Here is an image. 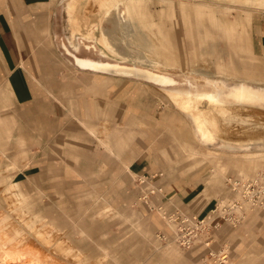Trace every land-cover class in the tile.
<instances>
[{
	"label": "rangeland",
	"instance_id": "rangeland-1",
	"mask_svg": "<svg viewBox=\"0 0 264 264\" xmlns=\"http://www.w3.org/2000/svg\"><path fill=\"white\" fill-rule=\"evenodd\" d=\"M47 1L40 7L43 13L28 20H32L34 34L49 46L46 60L50 71L91 73L97 78L111 75L80 67L75 54L168 74L175 85L120 75L115 78L138 89L139 99L148 104L155 101L161 112H169L167 120L176 128L170 137L178 163L192 164L195 172L210 171L201 182L220 187L221 193L227 192L230 178H250L264 166V106L212 103L197 95L222 91L225 85L264 86V80H257L263 72L250 49L251 27L257 16L264 14V0H119L107 16L99 13L96 0H87L86 9L78 13L80 30H75L68 15L71 0ZM93 24L97 25L95 32L87 38ZM0 97L6 99L4 94ZM180 97L191 99L192 108L179 101ZM195 114L205 119L204 126L213 136L202 135ZM10 140V125L0 114V264L264 261V234L260 232L250 239L233 234L223 261L211 256L201 260L173 237L160 235L162 229L166 234L169 231L165 225L156 228L149 209L142 212L118 206L121 202L112 201L109 194L86 192L82 187L59 191L63 185L55 181L43 183L42 176L26 177V167L33 163L26 152H16ZM258 213L246 210L241 222ZM242 243L249 256L241 255Z\"/></svg>",
	"mask_w": 264,
	"mask_h": 264
},
{
	"label": "crops",
	"instance_id": "crops-1",
	"mask_svg": "<svg viewBox=\"0 0 264 264\" xmlns=\"http://www.w3.org/2000/svg\"><path fill=\"white\" fill-rule=\"evenodd\" d=\"M46 2L0 0V96L6 97H0V114L10 125V144L16 152H26L33 163L24 175L42 176L43 183L55 181L63 185L59 191L77 186L109 194V199L121 202L118 206L149 209L156 228L165 225L169 231H159L164 237H170L172 229L159 208L205 216L217 201L229 198V188L221 193L220 187L201 182L210 171L195 172L192 164L178 163L170 137L176 128L167 120L169 112H161L155 101L148 104L139 99L138 89L130 83L111 73L97 78L91 73L66 74L47 68L49 46L34 34L32 20H28L41 15L40 7ZM67 11L75 30H80L79 10ZM257 17L251 27L250 49L263 72L257 80H264V14ZM85 20L89 23L88 17ZM93 25L87 38L95 32ZM227 87L230 91L264 89L248 83ZM241 224L222 222L187 251L203 260L209 252H225L233 234L244 239L264 234V211L245 217ZM242 245L241 255L249 256Z\"/></svg>",
	"mask_w": 264,
	"mask_h": 264
},
{
	"label": "built area",
	"instance_id": "built-area-1",
	"mask_svg": "<svg viewBox=\"0 0 264 264\" xmlns=\"http://www.w3.org/2000/svg\"><path fill=\"white\" fill-rule=\"evenodd\" d=\"M227 185L233 194L232 198L220 199L214 209L205 216L159 208L163 218L172 227L171 237L182 248L193 249L204 236L219 228L222 222L238 225L246 210L264 211V166L250 178H230ZM208 255L217 258L218 261H223L227 257L224 253L215 252H209Z\"/></svg>",
	"mask_w": 264,
	"mask_h": 264
},
{
	"label": "bare ground",
	"instance_id": "bare-ground-1",
	"mask_svg": "<svg viewBox=\"0 0 264 264\" xmlns=\"http://www.w3.org/2000/svg\"><path fill=\"white\" fill-rule=\"evenodd\" d=\"M96 1L95 2L98 5L99 13L105 12V14L107 16L109 11L111 10L110 8L118 6L117 2L119 0H96ZM124 2H125V0H124ZM87 5H88L87 0H81V1L80 0H71L69 2V9L80 10V9H84ZM105 38H106V36H104V39ZM122 59H125V58H122ZM76 61L83 68H86V69L98 70V71L116 74V75H122V76L126 75V76L136 77L139 79H145V80H148V81H151L154 83H159V84L166 85V86H173L176 84V81L170 75L165 74V73L155 72L153 70H150L148 68H144V67H141L138 65H127V64H124L122 62H115V63H111L109 61L100 62V61H96V60H92V59H85V58H77ZM222 83H221V85H222ZM215 84H219V83L217 82ZM221 87H223V86H221ZM224 88L226 90H224ZM172 90H174L176 93H181V91H179L176 88H173ZM197 95L201 96V97H207L211 100V102L215 101V102H219V103L228 102V103L239 104V105L264 106V89L237 88V89L230 91L229 88L225 85L223 87L222 91H220V89H219V91L217 90L216 93H198ZM178 100L182 101V103L185 106H187V108L191 107L192 103H193L191 99L189 101H185L187 99L184 97H180V98H178ZM193 111H195V110H193ZM193 111H192V113H194ZM193 116L198 121L199 116H196V114ZM201 118H202V116L199 117V119H200V124H199L200 132L206 138L213 136V132L210 129H207L208 126H204L205 125L204 124L205 119L203 120Z\"/></svg>",
	"mask_w": 264,
	"mask_h": 264
}]
</instances>
